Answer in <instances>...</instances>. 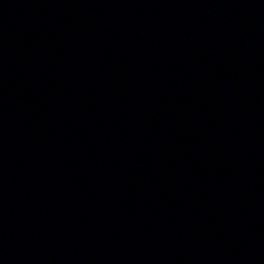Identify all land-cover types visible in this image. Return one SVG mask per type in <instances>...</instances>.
<instances>
[{
    "label": "water",
    "instance_id": "obj_1",
    "mask_svg": "<svg viewBox=\"0 0 264 264\" xmlns=\"http://www.w3.org/2000/svg\"><path fill=\"white\" fill-rule=\"evenodd\" d=\"M0 264H264V0H0Z\"/></svg>",
    "mask_w": 264,
    "mask_h": 264
}]
</instances>
